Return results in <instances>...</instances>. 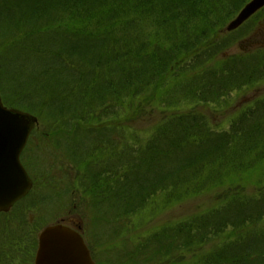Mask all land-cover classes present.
<instances>
[{"label":"trees","instance_id":"obj_1","mask_svg":"<svg viewBox=\"0 0 264 264\" xmlns=\"http://www.w3.org/2000/svg\"><path fill=\"white\" fill-rule=\"evenodd\" d=\"M232 3L236 14L241 7L237 0H0V19L4 22L0 29L9 30L7 42L9 46L13 44L8 58L4 59L0 89L5 80L4 89L7 87L17 97L12 107L26 111L36 113L37 109L32 108L47 101L52 126L74 115L75 122L70 119V124L61 125L70 134L54 132L49 137L48 131H44L40 143H45L46 138L54 147L67 142L69 148L70 143L69 159L57 152L55 156L64 164L69 162L71 167L66 169L77 168V155L81 154L80 165L86 169L102 162L101 159L108 162L100 164L105 167L101 175L90 172L87 176L84 170L79 177L86 182L87 192L93 190V195L102 199L109 196L113 215L122 212L127 215L162 192L171 197L197 192L208 180L221 186L227 184L226 189L231 192L233 186H238L236 175L264 162L261 112H245L249 121L244 120L234 129L232 120L230 130L217 136L203 119L183 115L165 117L146 137L141 151L135 150L138 147L132 149L138 145L130 139L131 146L122 151L106 135L108 145L97 146L96 138L85 145L86 151L84 147L78 152L82 144L78 146L77 140L79 135L102 133L93 129L99 122H92L91 118L97 113H118L121 105L127 111L130 105L134 109L135 101L154 87L165 96L169 94V98L191 95L198 100H215L218 93L201 95V86L185 81L176 83L169 76L172 66L176 67L178 77L185 69L200 66L194 72L197 75L200 71L197 78L200 75L203 78L207 69H202L206 62L201 59L204 54L199 49L203 44L209 48L211 43V50L218 47V37L212 34L216 12ZM13 8L15 15L7 16ZM9 20L13 24H8ZM204 46L202 50L206 51ZM253 57L242 60L236 56L225 62L222 76L215 81L218 88L232 90L264 78V54L257 59ZM239 61L246 67L241 68L243 71L235 69ZM40 100L46 101L40 103ZM55 116L64 120L58 119L56 124ZM107 121L111 119L104 122ZM33 133L38 134L37 130ZM61 134L68 139L61 140ZM211 143L214 145L209 150H201ZM91 148L92 157H89ZM25 160L23 157L27 165ZM117 162L123 163V167H118ZM251 201L249 196H233L231 200H223L207 216L178 225L175 234L184 246H206L216 241L214 250H202L193 254L191 262L179 264H250L251 256L264 257V231L250 228L264 218V208L255 207ZM231 227L234 235L238 233L234 241L226 232ZM242 231L247 232L245 237ZM251 231L253 237L249 236ZM162 235L154 241L160 249L144 255L149 264L168 256L162 250L165 238ZM135 256L132 252L122 258L134 263Z\"/></svg>","mask_w":264,"mask_h":264},{"label":"rangeland","instance_id":"obj_2","mask_svg":"<svg viewBox=\"0 0 264 264\" xmlns=\"http://www.w3.org/2000/svg\"><path fill=\"white\" fill-rule=\"evenodd\" d=\"M252 1L237 0L238 5H241L242 2L244 3L236 14H234V3L230 4L227 9L219 7L217 10L214 20L216 23V25L214 24L215 30L212 34H214L215 38L216 36L218 37V47H214L211 50L212 43L209 48L203 44L207 49V53L202 50L203 46L200 45L199 49L204 54L201 59L203 58V61L206 62L202 69H207L203 78L202 75L197 78L200 71L197 75L194 72L200 66L185 69L182 74H179L180 78L176 75V67L172 66L171 68L173 75L171 74L169 79L173 82L185 81L194 86H201V95H207V93L212 92L218 93L217 95L219 96L215 100H198L191 95L182 98L181 96L179 98H169V94L165 96L167 94L163 93L161 89L154 87L148 92H144L142 97L135 101L134 109L130 105L129 111H127L121 105L118 113L99 112L97 113L99 115L92 117V122H99L93 126V129H99L102 133H91L90 136L88 134L79 135L78 146L79 143L82 145L79 146L80 150L78 152L82 151L86 144L96 138L97 146L108 145L106 135L115 141L118 144V149L122 151L125 148L127 150L131 146L128 139L132 140V144L136 143L138 145L132 147L133 150L138 147L135 150L141 151L144 148L146 137L150 136L163 123L162 119L165 117L170 118L174 115L203 119L215 132L214 136L221 134L224 130H230L232 120L234 121V129L242 125L244 120L249 121L244 116L245 112H261L264 115V78L256 79L251 85L245 84L232 90H228L230 87L227 86V90L220 89L218 88L219 85L215 84V81L222 76L221 72L225 69V62L234 60L236 56L244 58L254 55L253 59H257L256 57L264 54L263 45L260 48L257 47L261 42L264 43V29L257 25L260 21L264 22V6L260 7L261 11L259 13H256V10L253 13L254 15L251 14L249 18L234 29L235 31L227 29L228 24L238 17L242 10ZM13 10L14 8L8 10L7 16L11 14L14 16L15 12ZM0 22L1 28L4 22L1 19ZM8 24H13V22L9 20ZM8 35L9 30L5 27L0 29V62L3 63L2 67L4 68V59L9 56V51L13 45H8L9 42L7 41L9 38L6 37ZM235 67V69L246 68L241 61L236 63ZM10 68L13 69V66H10ZM3 83H6V81L2 80L0 89L3 102L6 105H11L12 102H16L17 97L11 94L7 87L4 89ZM160 88H163V86ZM44 101L46 100H40V103ZM45 103L47 107H45ZM45 103L44 105L36 104L32 108L33 110L37 109L38 113L30 111L39 119L38 126L35 128L38 134H31L26 149L22 152V157H24V160L26 159V164L33 177L30 179L31 187L26 197L17 202L11 210L7 212L0 211V229H3L2 225H4L13 231L10 234L12 238L14 237V247H12L14 256L13 259L9 256L10 259L8 258L7 260L11 261L9 264H31L30 259L31 257L32 259L34 258L32 247L36 244L37 236L39 237L43 231L42 229L47 225H58L61 223L80 233L83 232L81 234L84 235L96 264H143V261L148 262L144 255L158 250L159 247L154 241L155 237L161 233H164L161 237H165L162 250L168 256L163 255L157 258L158 260H156L155 264L191 262L193 254L202 250H214L216 241H210L206 246H184L179 242L178 236L175 234V229L178 225L185 224L186 221L191 222L195 217L207 216L213 208L219 207L223 200H231L233 196H249L252 199L251 204L255 207L262 206L264 208V162H262L245 171V174L236 175L234 179L238 182H235L238 186L237 188L233 186L231 192L226 189L227 184L221 186V183L212 184L209 180L203 184V181H201L203 186L197 192H190L177 197H171L162 192V194L155 196L152 200L145 202V205L141 208L132 210L127 215H124L123 212L121 215H113L109 196L102 199L100 196L96 197L93 195L95 194L93 190L92 193L87 192L86 182L81 181L82 179L79 177V175H83L84 170H87V176L90 175V172L93 175H101L105 168L100 165L103 163V159H101L102 162L86 169L83 165H80L82 154L80 156L77 155V168H72L73 170L66 169L68 166L71 167L69 162L67 161L64 164L63 160L61 162L55 156L57 152L62 155V158L69 159L72 145L69 143L70 147L68 148L67 142H61L54 147L47 142L48 138L45 139V143H40V136L45 133L44 131H48L49 137L54 132L70 134V132L63 130L65 127L61 125L64 123L65 126L70 124V119L75 122V117L72 114H70L72 115L70 119L65 120L55 116L56 124H58L56 121L58 119L64 121L52 126L53 120L51 115H48L49 106L47 101ZM38 106H42V108ZM106 118L111 119V121L104 122ZM65 139H68V137L61 134V140ZM118 139L120 143L117 142ZM213 145L214 143H211L201 150L206 148V150H209ZM87 148L88 146L85 147L84 151ZM93 148H91L89 157H92ZM201 150L196 151L197 154H200ZM117 165L118 167L119 165L123 167L121 162H117ZM170 189L172 193H175L173 188ZM90 194L92 195L91 197H89ZM232 201H234V198ZM12 223L13 227H10L9 224ZM231 228L226 232L230 235L228 237L234 241L238 233L234 235V227ZM250 228L260 230L262 233L264 231V218L251 225ZM155 230L159 231V233H153ZM253 232L251 231L249 234L250 237H253ZM241 233L245 237L247 232L242 231ZM23 235H25V247L21 245V237ZM7 238L9 241L10 236L7 235ZM0 239V243L8 242L2 232H0ZM19 246L23 247L21 250H24L22 254H19L21 251L18 252ZM166 247H169L167 248L169 251H166ZM171 251L174 253L170 255ZM132 252L136 253L134 263L123 261L122 256ZM250 258V264H264L263 256H251ZM35 259L36 255L33 264H35ZM0 264H3L1 255Z\"/></svg>","mask_w":264,"mask_h":264},{"label":"water","instance_id":"obj_3","mask_svg":"<svg viewBox=\"0 0 264 264\" xmlns=\"http://www.w3.org/2000/svg\"><path fill=\"white\" fill-rule=\"evenodd\" d=\"M264 0H253L233 19L227 29L234 30ZM37 117L19 109L6 108L0 97V210H7L31 187V180L20 162V153L35 127ZM36 264H95L82 237L62 225L48 226L40 238Z\"/></svg>","mask_w":264,"mask_h":264},{"label":"flooded vegetation","instance_id":"obj_4","mask_svg":"<svg viewBox=\"0 0 264 264\" xmlns=\"http://www.w3.org/2000/svg\"><path fill=\"white\" fill-rule=\"evenodd\" d=\"M257 25H260V28L261 29H264V22L260 21ZM259 35H261V34H259ZM262 45L264 47V43L263 42H261L257 47L260 48V46H262ZM9 226L10 227H13V223L12 224H9ZM2 227H3V229H0V232H2L3 234H5V237H6V240L7 241H8L7 235H9L10 236V240L7 243H0V255L2 257L3 264H9V262H11V261H7L8 258H9V256L12 259H13V256H14V250L12 249V247H14V242H13L14 241L13 240L14 237L12 238V235L10 234V232H13V231L11 229L5 227L4 225H2ZM81 233L83 234V232H81ZM14 236H16V235H14ZM24 239H25V235H23L21 237V240H22L21 241V245L25 247L26 244H25V240ZM0 242H1V239H0ZM34 247H35V250H34ZM37 248H38V236H37V242H36V244L33 245V247H32V250L34 251V258H35V254H36ZM22 249H23V247L19 246V251L18 252H20ZM23 251H21L19 254H22ZM11 252H13V253L11 254ZM27 256H29V255H27ZM32 256H33V254H32ZM34 258L32 259V257H31V259H30V263L31 264H33Z\"/></svg>","mask_w":264,"mask_h":264},{"label":"bare ground","instance_id":"obj_5","mask_svg":"<svg viewBox=\"0 0 264 264\" xmlns=\"http://www.w3.org/2000/svg\"><path fill=\"white\" fill-rule=\"evenodd\" d=\"M26 112V110H24ZM30 112V111H29Z\"/></svg>","mask_w":264,"mask_h":264}]
</instances>
